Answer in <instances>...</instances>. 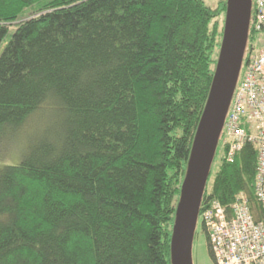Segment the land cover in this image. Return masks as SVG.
<instances>
[{
    "label": "trees",
    "instance_id": "trees-1",
    "mask_svg": "<svg viewBox=\"0 0 264 264\" xmlns=\"http://www.w3.org/2000/svg\"><path fill=\"white\" fill-rule=\"evenodd\" d=\"M227 2L0 0V161L24 145L0 162V264H175ZM257 165L251 143L223 158L200 213L240 193L257 208Z\"/></svg>",
    "mask_w": 264,
    "mask_h": 264
},
{
    "label": "built area",
    "instance_id": "built-area-1",
    "mask_svg": "<svg viewBox=\"0 0 264 264\" xmlns=\"http://www.w3.org/2000/svg\"><path fill=\"white\" fill-rule=\"evenodd\" d=\"M253 30L264 40V0H253ZM222 136L224 158L233 162L247 143L259 151L255 176L257 208L246 194L224 205L214 200L200 217L216 264H264V50L253 51L235 88Z\"/></svg>",
    "mask_w": 264,
    "mask_h": 264
},
{
    "label": "water",
    "instance_id": "water-1",
    "mask_svg": "<svg viewBox=\"0 0 264 264\" xmlns=\"http://www.w3.org/2000/svg\"><path fill=\"white\" fill-rule=\"evenodd\" d=\"M252 0H228L222 43L209 96L182 185L171 250L175 264H193L192 248L203 193L216 155L248 40Z\"/></svg>",
    "mask_w": 264,
    "mask_h": 264
},
{
    "label": "rangeland",
    "instance_id": "rangeland-1",
    "mask_svg": "<svg viewBox=\"0 0 264 264\" xmlns=\"http://www.w3.org/2000/svg\"><path fill=\"white\" fill-rule=\"evenodd\" d=\"M204 1L207 5L215 8L219 5V2L221 0H204ZM252 3H253V0H252ZM225 16H226V12L221 14L218 19L222 22L223 19H225ZM252 44H253V40L251 41V43L249 44L247 43V46H248V47L246 46L247 53L249 51V48L252 46ZM255 44L256 46H254L255 49H253V51L256 52V51L264 50V40H261V41L257 40ZM5 45H6V41H4L0 46V54L3 51ZM253 51H252V54H253ZM241 75L242 74L240 73L238 82L241 80ZM21 135L22 134L16 135L7 144L8 150L2 156V159L0 161L2 164L4 163L15 164L20 161L21 156H22L21 154L24 149V145L21 144V142L23 141V138H21ZM223 158H224V151L222 149V138L220 136V142L218 143L216 158L211 167L212 176H211V179L209 180V184L212 183L214 175L219 169L220 162L221 160H223ZM192 261H193V264H216L214 261V258L212 257L210 253L209 244H208V236H207L206 231L204 230L201 219H199L197 223V228H196V233H195L193 248H192Z\"/></svg>",
    "mask_w": 264,
    "mask_h": 264
},
{
    "label": "bare ground",
    "instance_id": "bare-ground-1",
    "mask_svg": "<svg viewBox=\"0 0 264 264\" xmlns=\"http://www.w3.org/2000/svg\"><path fill=\"white\" fill-rule=\"evenodd\" d=\"M225 123H226V120H225V122H224V126H223V129H224V127H225ZM222 132H223V130H222ZM244 148V147H243ZM242 148V149H243ZM217 152V151H216ZM258 158H259V151H258ZM207 185V184H206ZM206 188V187H205ZM205 191V190H204ZM200 209H201V207H200ZM200 215H201V213H200V210H199V214H198V217H200ZM200 219V218H199ZM197 223H198V220H197Z\"/></svg>",
    "mask_w": 264,
    "mask_h": 264
}]
</instances>
